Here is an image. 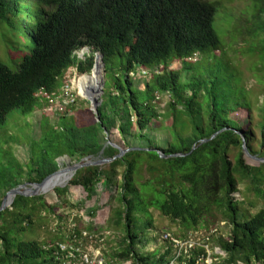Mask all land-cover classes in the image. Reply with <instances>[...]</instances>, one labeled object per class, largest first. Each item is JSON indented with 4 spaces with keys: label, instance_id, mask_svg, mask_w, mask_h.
Returning <instances> with one entry per match:
<instances>
[{
    "label": "trees",
    "instance_id": "obj_1",
    "mask_svg": "<svg viewBox=\"0 0 264 264\" xmlns=\"http://www.w3.org/2000/svg\"><path fill=\"white\" fill-rule=\"evenodd\" d=\"M212 1L0 0V24H21L20 31L35 40L17 70L0 59V128L15 110L23 116L43 110L37 92L59 91L72 67L79 75L91 73L93 54L82 60L76 52L84 49L83 53L91 50L103 55L107 83L99 107L100 122L91 110L84 124H78L75 114L70 113L55 114L54 123L48 117L40 121L38 159L42 168L30 172L36 176L29 182L41 183L55 173L59 169L56 160L63 156L84 163L88 158L93 162L114 159L119 149L127 150L122 158L104 166L78 170L71 182L83 187L88 197L100 184L118 188L122 209L117 222L124 237L123 250L117 256L125 262L171 264L178 260L180 264H204L209 251L200 243L190 247V242L207 225L206 217L219 213L229 228L228 239L219 243L224 264H264V209L248 215L241 211L245 200L235 196L239 192L237 173L251 179L262 193L264 162H248L242 146L245 139L250 154L264 158V102L257 108L261 121L253 126L260 132L259 153L252 146V142H258L251 131L252 123L232 117L240 108L251 112L250 105L240 100L245 91L234 89L235 72L222 62L224 65L211 66L205 77H187L193 70L188 59L223 51L214 28L218 3ZM175 62H181V71L171 70ZM143 70L151 78L140 90L139 79L131 74ZM161 97L168 98L172 125L169 138L157 143L151 136V125L161 118ZM78 103L79 99L71 112L81 111ZM114 131L123 148L112 146ZM215 134L214 139L199 146L200 141ZM194 145L197 148L192 152ZM235 150L238 153L233 164ZM179 154L183 156L174 157ZM48 155L54 159L50 169L45 164ZM145 173L150 178L141 183ZM67 175L63 172L54 184ZM17 187L4 190L0 204ZM67 192V188H57L54 197ZM38 205L43 211L53 212L44 196H17L12 210L0 213V264H65V254L56 241L46 244L23 238L33 225ZM150 209L177 223L181 230L173 239L175 243L158 258L143 255L139 247L152 225ZM176 240L187 246L180 250ZM210 240L205 243L209 245Z\"/></svg>",
    "mask_w": 264,
    "mask_h": 264
},
{
    "label": "rangeland",
    "instance_id": "obj_2",
    "mask_svg": "<svg viewBox=\"0 0 264 264\" xmlns=\"http://www.w3.org/2000/svg\"><path fill=\"white\" fill-rule=\"evenodd\" d=\"M212 2L218 3L214 28L222 42L223 51L205 52L188 59L187 64L191 65L193 70L188 73L187 77H205L211 66L222 62L230 68L232 73L235 72L234 89L245 91L244 97H240V100L250 105L251 112L247 111V108H240L232 114V117L239 121L252 123L251 131L254 134V139L258 141L252 142V146L255 152H259L262 151L259 148L260 132L253 126L261 121L262 117L257 108L264 102V0H213ZM20 29L21 24H16L13 27H10L8 22L0 24V59L12 70L18 69L22 57L35 46L32 35L21 32ZM83 50L76 52L78 59L83 60L85 56L91 54L95 59L96 54L91 50H86L85 53ZM172 65L171 70L181 71V62H175ZM228 73L232 75L230 71ZM86 75L91 76L79 75L76 68L72 67L67 72L65 80L62 81V84L68 80L75 81L77 90L75 97L79 99L78 108L81 111L70 112V114H75L78 124L88 121V112L91 110L89 101L82 97V94L85 95L83 92L84 81L92 79L94 82L91 81L90 86H95L98 81L97 73L92 75L91 71ZM150 78V76H138L137 86L140 90L145 88V83ZM106 83L105 73V87ZM203 94L204 92H202ZM158 108L161 118L152 123L151 136L155 139L154 141L161 143L162 140L169 138V130L172 125V118L168 112V98H159ZM54 116L56 115L53 112L42 109L37 110L36 115L23 116L19 110H15L8 116L7 122L0 128V194L16 185H22V191L33 189L29 179L36 174L30 175V172L35 168H42L39 165L41 159H38L41 154L39 149L41 129L38 125L44 118L48 117L50 120ZM55 119L52 120L53 123ZM110 140L123 148V143L116 131ZM237 153L238 150H235L231 156L233 164ZM262 154H264V150ZM9 158L12 161L11 164H9ZM247 158L250 163H258V161ZM69 160V165L77 163L70 158ZM56 162L59 164L58 159ZM53 163V156L48 155L45 159L46 168L50 169ZM66 166L67 164L62 161L61 167L65 168ZM236 177L239 181V192L235 196L240 201L245 200L241 211L243 209L249 213L248 215H253L264 209V179L260 182L262 193H259L251 179L245 178L239 173ZM149 178L150 176L145 173L144 179H140V181L142 183ZM73 179L74 176L65 187H56L40 195L45 197L46 204L53 209V212L43 211L39 205L36 206L33 225L23 234V238L46 244L53 241H56L57 245L60 243L74 244L93 259L98 260V263L103 260V264H133L131 261L125 262L123 258L117 256L123 250L122 240L124 237L123 229L117 222L119 210L122 209L118 188L100 184L97 185L92 196L88 197L83 187L71 185ZM57 188H67L68 192L63 197L55 198L54 191ZM12 205L9 206L10 210H12ZM22 206L20 208L23 209ZM148 212L151 214L152 225L141 240V244H144L139 247L143 255L158 258L165 253L171 243H175L173 239L178 238L181 230L177 223L172 222L155 209H150ZM206 219L207 225L195 234V244H202V239L208 232L218 229L217 236L211 237L209 242L210 258H207L204 264H224L225 256L221 253L219 243L228 239L229 228L222 225L224 222L219 213H214L213 216L206 217ZM76 232L79 233V236H75ZM101 239L104 241L100 242ZM176 243L180 250L187 246V243L177 240ZM62 258L63 263L74 264L66 254ZM171 264L180 263L175 260Z\"/></svg>",
    "mask_w": 264,
    "mask_h": 264
},
{
    "label": "water",
    "instance_id": "obj_3",
    "mask_svg": "<svg viewBox=\"0 0 264 264\" xmlns=\"http://www.w3.org/2000/svg\"><path fill=\"white\" fill-rule=\"evenodd\" d=\"M88 49V48H86ZM104 58L103 55L100 53H96L95 55V60L94 62V67L92 69V75L95 74V72L97 73V75H100L99 80L97 81L95 86H90L88 87V91L87 93L84 95L82 94V97H84L87 101H89L90 105H91V111L95 114L96 120L97 122H100V117H99V107L102 104V98H103V94H104V88H105V62H103ZM87 77H90L91 75H85ZM218 134H215L211 137V139H205L200 141L199 146L207 143L208 141L214 139ZM112 146L116 147L119 149V147H117L115 144H112ZM197 148V145H194L192 148V152ZM243 152L245 154L246 157H249L255 161L258 162H264V158H258L255 156H252L248 150V146H247V142L245 141V139H243V146H242ZM127 150H121L119 149V154L114 158V159H102V160H98V161H85L84 163H75L74 165H69V158L65 159L60 158L58 159L59 161V169L49 175L48 177H46L41 183H36L33 184V189H27L26 191H22L23 186H19L15 189H12L11 191H9L6 196L4 197L2 204H0V213L5 211L7 208H9V206L11 204L14 203L15 198L17 196H25V197H35V196H40L42 193V191L38 190V187L42 186L48 179H50L51 177L61 173V172H68L71 173L72 177L75 176L76 172L79 169L82 168H86L89 166H97V165H104V164H108L111 163L113 160L117 159V158H122L125 154H126ZM159 155L164 158L165 156L163 154H161V152H159ZM177 156H183L182 154L176 155L174 157ZM90 158L86 159L89 160ZM62 161H64L67 166L65 168H62ZM59 187H65V186H59Z\"/></svg>",
    "mask_w": 264,
    "mask_h": 264
},
{
    "label": "built area",
    "instance_id": "obj_4",
    "mask_svg": "<svg viewBox=\"0 0 264 264\" xmlns=\"http://www.w3.org/2000/svg\"><path fill=\"white\" fill-rule=\"evenodd\" d=\"M196 56V55H195ZM77 72V70H76ZM156 73H160V70H156ZM135 79L138 76L147 77L150 76L147 70H143L136 74L133 72L131 74ZM76 79V78H75ZM80 90V88H79ZM75 81H65L61 89L57 92H48L42 89L37 92L36 97L41 99L44 103V109L47 112H53L54 114L65 115L72 111V108L77 103L78 97L76 95ZM222 225H225L223 223ZM218 233V229L212 230L205 235V239L201 245H203L209 251V245L205 243V240H209L212 236ZM104 240L101 239L100 242ZM195 244V241L190 242V247ZM61 253H65L68 258H70L74 264H103V260L98 263V260L93 259L89 254L81 251L79 247L74 244H58ZM210 258V254L208 256ZM212 263V260H210Z\"/></svg>",
    "mask_w": 264,
    "mask_h": 264
},
{
    "label": "bare ground",
    "instance_id": "obj_5",
    "mask_svg": "<svg viewBox=\"0 0 264 264\" xmlns=\"http://www.w3.org/2000/svg\"><path fill=\"white\" fill-rule=\"evenodd\" d=\"M99 78H100V75H99V76L97 75V79H98V80H99ZM91 81L94 82L92 79H91V80H85V81H84V84H83V86H84L83 92H84L85 94H86L87 91H88V90H87L88 87L91 85V84H90ZM62 173H63V172H61V173H59V174L53 176V177H55V178L52 180V182L46 184V183H47L50 179H52L53 177H51L50 179H48V180H47L42 186L38 187V190L47 193L48 191H51L52 189H55L56 187L67 185V184L71 181V179H72V175H71V173H68V175H67L64 179H62L59 183L54 184V182H55V181H56V180L62 175ZM63 181H66V182H65L64 184L61 185V183H62Z\"/></svg>",
    "mask_w": 264,
    "mask_h": 264
}]
</instances>
